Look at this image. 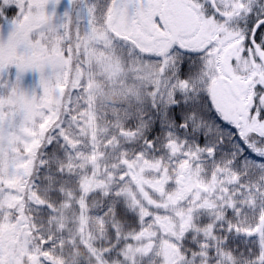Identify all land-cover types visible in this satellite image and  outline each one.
Here are the masks:
<instances>
[{"label": "snow or ice", "instance_id": "obj_1", "mask_svg": "<svg viewBox=\"0 0 264 264\" xmlns=\"http://www.w3.org/2000/svg\"><path fill=\"white\" fill-rule=\"evenodd\" d=\"M0 264H264V0H0Z\"/></svg>", "mask_w": 264, "mask_h": 264}]
</instances>
